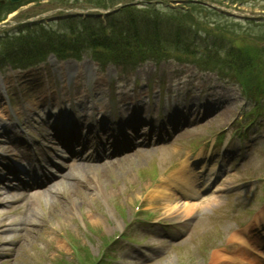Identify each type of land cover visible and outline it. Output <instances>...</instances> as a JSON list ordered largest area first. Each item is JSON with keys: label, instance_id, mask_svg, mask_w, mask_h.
<instances>
[{"label": "rangeland", "instance_id": "obj_1", "mask_svg": "<svg viewBox=\"0 0 264 264\" xmlns=\"http://www.w3.org/2000/svg\"><path fill=\"white\" fill-rule=\"evenodd\" d=\"M73 69L74 68L72 67L71 70ZM48 71L55 74L57 70L54 65L46 64L45 68H39V70L30 72L27 76V78H29L27 81H32L33 84H25L24 86H27V90H21L20 92H16V90L11 92L8 90L10 88L8 85L15 88L16 83L20 84V81L16 79L19 73L15 71L13 74L9 75V82L6 84L8 91L0 92L1 124L10 121L9 116L13 120L12 114L17 115L20 120L27 122V120L34 115V113L30 111V107L39 103L41 97L45 94L48 102L45 103L43 101L42 105L47 106L51 111L53 110V112H59V110L67 106L83 105L85 102L88 103L86 105L93 104V94H95L93 89L96 83L85 86L78 91L69 92L71 94L70 96L68 92L61 91L62 86L68 85L66 78L57 72L56 77L58 85L54 86V82L50 81H53L54 76L49 79ZM98 91L99 94L97 96L105 93L104 89H99ZM123 96L124 94H122V97ZM36 109L39 111L41 106ZM162 162L165 161H148L143 165V175L141 172L142 170L140 169L139 171H128L117 179L105 177L103 180H100L98 184L94 185L92 190H84L85 188L80 186L78 187L80 191L84 190L90 193L82 194V197L79 193H71L70 199L55 206L47 207L39 201V210L37 211V208H35L37 211L36 222L39 226L36 229V234L25 243V248L33 254L35 259H37L39 247L43 246V241L39 234V232H41L43 236L45 234L51 239L49 244L52 246V250L55 248L51 254V256H53L57 250H61L67 245L64 238L66 236H64V234L68 230V226L69 228L77 229L81 233V237H83V230L86 229V226H83V221L89 223L96 231H101L103 235H112L117 232V228L115 227L116 222H120V212L115 209L116 203L120 204L121 207H124L123 211L125 215H122V217L124 218L125 223L135 221L138 214L137 212H134L133 206L137 202H141L143 193L150 187L152 180L151 170L160 167ZM120 172H124L123 169H121ZM148 172L151 173L147 174ZM94 181L95 179H93V183ZM162 210L161 207H158L154 211L156 213ZM81 211L83 221L80 220L79 217ZM211 217L212 218H209L207 214L204 215L197 225L192 228L189 240L183 245L176 247L175 250L170 252L167 259H164L157 264H191L193 259L194 264H201L198 245L204 242L203 238L206 237L208 232L220 233L225 231L226 228L224 226L227 227L226 220L224 219L220 221L219 226L215 227L212 223L213 219L218 220V214H212ZM3 218L7 219L6 222H13L14 219L18 220L20 218V213L13 218V216H7V210H3L0 212V219ZM98 243L99 240L95 239L90 245L91 249L94 250ZM42 262V260L38 261V263L41 264ZM203 264H209V262Z\"/></svg>", "mask_w": 264, "mask_h": 264}, {"label": "bare ground", "instance_id": "obj_2", "mask_svg": "<svg viewBox=\"0 0 264 264\" xmlns=\"http://www.w3.org/2000/svg\"><path fill=\"white\" fill-rule=\"evenodd\" d=\"M4 146L1 144V142H0V148H3ZM72 166V168H73V166H75V165H69V168ZM71 168V169H72ZM73 171L74 170H72V171H70L71 173L69 174V176H72L73 175ZM196 173V172H195ZM197 174V173H196ZM4 179V178H3ZM1 180L2 179H0V183H1ZM65 186H67V185H69V182L67 181L65 184H64ZM213 201V198H208L207 199V202H212ZM187 208H189V207H191L189 204H187V205H185Z\"/></svg>", "mask_w": 264, "mask_h": 264}]
</instances>
